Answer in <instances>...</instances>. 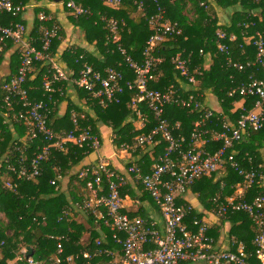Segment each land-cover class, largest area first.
Wrapping results in <instances>:
<instances>
[{"label":"trees","instance_id":"1","mask_svg":"<svg viewBox=\"0 0 264 264\" xmlns=\"http://www.w3.org/2000/svg\"><path fill=\"white\" fill-rule=\"evenodd\" d=\"M13 1L16 6H29L40 4L45 0ZM68 1L70 0L63 2ZM73 1L77 6L84 8L87 13L74 16L70 10L65 7L64 9L70 14L69 20L72 25L84 33L86 42L94 47V51L72 48L63 54L68 69L73 74L72 77L78 78L83 65L88 64L100 72L107 68L116 69L124 74L125 81L134 80L136 75L125 64L118 51V44H114L110 40L106 20L113 19L119 23L121 46L134 61L141 63L142 53L152 35L149 18L157 11L152 0H142L146 6V14L145 16L139 14L140 17L138 18L133 17L137 13L134 0H121L122 6L119 8L108 6L103 0ZM159 2L166 12V19L181 28L182 34L168 37L165 42L158 46L155 55L164 59V62L157 68L158 79L152 82L149 88L163 91L171 85H175L183 97L188 96L189 93L201 96L199 101L206 104L213 112V118L207 122L205 130L213 128L220 130L221 123L224 121L235 123L242 115L253 109L257 99L248 98L244 100L238 94L230 97V93L242 83L248 82L249 77L254 73L258 79H264V75L261 68L250 69L246 73H238L228 69L226 57L218 50L217 33L223 31L229 36L235 35L237 37L235 42H225L229 46L231 57L235 62L241 64L254 62L257 59V48L253 44L254 40L250 38L256 36L257 33L264 36V0H159ZM201 2L206 3L208 8L200 7ZM218 11L227 13V23L221 22ZM41 12L50 17L52 15L47 8L35 9V23L29 32L31 37L37 41V47H40V28L43 26V22L38 18ZM252 12L254 16H250ZM51 18L60 27L56 18ZM251 21L254 23V27L247 28L246 25ZM0 24L3 26L23 24L29 30L24 13L17 15L2 13L0 14ZM46 25L51 27L52 22ZM62 36H64V32L60 27L59 38L54 40L48 53L52 59L56 57ZM10 48H12L11 44L6 47V50ZM178 54L189 60L193 73L196 70L195 76L198 81L196 92H193L195 87L190 88V92H186L187 87H180L178 83L180 76L172 65V59ZM3 56L0 59V65ZM13 56L14 61L17 62L13 66V74H15L20 64L18 50ZM49 68L48 61L38 63L34 71L35 76L32 75L27 80L25 88L28 90L32 101L48 103L50 109L48 126L56 135L69 133L74 129L73 111L78 114L80 127L83 129L90 127L94 135H98V124L111 127L118 148L131 144L137 136L150 134L157 125L155 115L145 108V105H142L141 110L147 117V123L143 129H137L134 125L137 118L129 108V104L136 93L128 91L120 97L119 104H112L107 109H102L91 94L83 89H78L81 97L87 99L88 104L93 108L96 121L89 115L83 114L72 103L68 104L64 114L60 116L59 104L66 100L64 91L69 83L58 82L53 86L56 93L47 94L43 89L41 76ZM38 71L40 72L37 73ZM9 79L10 77L5 81ZM4 82L0 83V159L10 158L16 149L20 148L24 150V155L30 160L37 152L38 146L43 143L39 140L31 144L28 128L18 120L15 111H9L5 102L6 94L2 90ZM208 96L212 100L211 103L207 102ZM15 110L17 111L18 108ZM201 115L202 113L196 109L167 106L163 118L170 126L180 125L176 135L185 139L184 148L188 149L192 143L191 137L195 124L200 120ZM82 116L83 118H81ZM156 140L159 144L155 147L156 156L153 160L151 161L145 156L131 166L139 167L144 174L150 173L158 155L162 154L167 146V143L160 136ZM68 147L66 152L52 151L48 161L43 165L41 176L35 181L29 183L17 181L16 193L5 187L6 170L5 166L0 167V213L3 216V219L0 220V264H9L18 256L22 257V260H18L16 264H29L21 253L28 247L33 250L32 258L35 262L52 264V259L57 254L58 238L60 237L65 238L63 240V258L85 251L94 253L97 249L96 240L98 239L105 241V248L112 251L117 250L121 255L122 248L112 239L110 230L105 227L102 221H97L91 213H86L88 216L87 227L72 219L70 222L67 219L61 221L64 212L69 211L77 215L76 206L89 197L86 182L78 177V173L71 174L89 154L86 150L72 145H68ZM222 147L223 142H211L206 144L204 149L212 154ZM139 151L141 150L137 152ZM230 154L235 155L237 163L243 170L255 171L259 175H264V128L236 143L233 149L229 151ZM219 174H222V178L215 180ZM67 177H70L69 191L75 203H72L66 193L62 191V181ZM240 183H244V178L226 165L224 169L211 177H204L196 181L191 188L200 193L201 200H204L207 208L212 210L214 207L213 200L217 196H222V199L232 196L236 191V186ZM139 186L142 188L141 185ZM123 190L124 188L121 190L122 195H124ZM73 191H78L76 195L80 196L79 199H76ZM143 193L154 202L147 192L143 190ZM258 194L264 196V187L256 184L250 189L246 199L251 201ZM184 203L182 199L178 200L179 205ZM154 204L156 205L155 202ZM156 207L159 209L157 205ZM123 213H125L124 209ZM129 217L131 220L136 219L132 215ZM141 219L150 222L147 219ZM195 219L201 220V216L193 211L184 221V224L191 231L197 230L193 226ZM222 221L230 223V237H235L238 242L244 243L247 251L254 254L253 240L256 232L249 216L245 213H236ZM86 232L88 238L82 240ZM217 236L216 233L215 237ZM2 243H4L3 246H1ZM149 248L152 247L147 249ZM251 261L253 264L256 263L255 259ZM76 264H86V261L81 259Z\"/></svg>","mask_w":264,"mask_h":264},{"label":"built area","instance_id":"2","mask_svg":"<svg viewBox=\"0 0 264 264\" xmlns=\"http://www.w3.org/2000/svg\"><path fill=\"white\" fill-rule=\"evenodd\" d=\"M106 5L113 8L122 6L121 0H103ZM257 1V0H254ZM156 6V13L149 18L152 35L142 53V62L134 61L128 52L121 46L119 23L116 20H106L110 40L118 44V51L125 64L132 70L136 78L125 81L121 71L107 68L103 72L96 71L91 65L84 64L78 78H73L70 71H65L49 57L48 53L54 40L59 38L60 27L52 18L41 12L38 16L43 22L40 28V47L30 35L23 24L3 26L0 24V59L11 44L19 52L20 64L15 74L4 82L2 90L5 92V102L9 111H15L19 121L23 122L29 130V142L34 144L41 141L37 152L29 160L24 150L17 148L10 158L0 159V167L5 166V187L16 193L18 182H33L39 178L43 165L48 161L52 151L66 152L68 145H72L88 154L95 153L97 158L93 164L86 165L78 172V177L86 182L89 197L76 208L80 212L91 213L97 221H102L112 233V239L121 246V255L117 250L105 248L103 239L96 240V251L81 252L63 258V240L58 238L57 254L52 264H76L83 259L86 264H264V196L256 195L248 201L247 195L254 185L264 187V175L255 171H245L237 163L235 155L229 151L236 143L249 137L252 133L264 128V79L256 78V74L249 77V81L242 83L230 93V97L238 94L244 100L256 98L257 101L251 111L242 115L235 123L224 121L221 129L204 128L213 118V112L201 101V96L189 93L183 97L177 86L171 85L166 90H151L149 85L156 81L157 68L164 59L156 57L158 46L168 37L181 35L182 29L166 19V12L160 6L159 0H152ZM62 5L72 12L74 16L85 15L87 11L75 4L73 0ZM137 12L146 14V6L142 0H134ZM28 6H16L13 0H0V14L10 13L17 15L25 13ZM200 7L208 8L204 2ZM254 13L252 12L250 16ZM104 19V18H103ZM105 20V19H104ZM51 27L46 24L51 23ZM247 28L254 27L251 21ZM218 50L226 57V67L238 73H246L250 69L261 68L264 75V36L257 33L250 39L257 48V59L254 62L241 64L231 57V51L226 41L235 42V35H227L223 31L217 33ZM249 42V40H248ZM201 54L203 52L201 51ZM48 61L50 68L41 76L42 86L47 94L56 93L53 87L58 82H68L77 89L87 91L96 100L98 106L107 109L112 104H119L120 97L126 91L136 93L129 104L133 115L137 118L134 125L143 129L147 117L142 113L141 106L145 105L155 115L157 125L150 134L135 137L132 143L122 149L126 152L136 153L144 150L146 146L159 144L156 140L161 137L167 143L164 152L158 155L152 165L150 173L144 174L137 166H129L127 174L123 175L111 168L107 159L101 155V140L94 135L90 127L81 128L78 114L72 112L74 129L69 133L56 135L48 126L50 109L45 101H32L25 88L27 80L33 75L36 65ZM78 62V61H77ZM172 65L178 72L180 87L198 90V81L191 70L189 60L181 54L172 59ZM258 71V70H257ZM176 106L185 109L199 110L202 115L195 124L191 145L184 148L185 139L177 136L180 125L170 126L163 118L165 107ZM15 108H18L16 111ZM83 118V116L81 117ZM211 142H223V147L215 153L207 152L204 147ZM230 166L244 178V183L236 186L232 196L222 199L217 196L214 200L212 213L219 220H227L236 213H245L251 219L256 236L253 240L254 254L247 251L246 245L238 242L235 237H229L228 246L222 250H215L214 241L209 236L210 225L204 220L195 219L191 231L184 224L186 217L193 212L192 206L187 203L178 204V200L190 190L191 186L204 177H211L225 166ZM132 177L143 190L149 194L159 207L164 221V231L160 232L151 222L141 218L131 220L129 215L123 213V197L121 190L127 184V177ZM54 184V183H53ZM72 219V213H63L61 221ZM4 243L1 244L3 246ZM152 247L147 249L148 247ZM154 247V248H153ZM29 264H44L35 262L32 257L26 258L27 250L21 252ZM1 256V248H0ZM107 260H104V259ZM22 260V257H20Z\"/></svg>","mask_w":264,"mask_h":264},{"label":"crops","instance_id":"3","mask_svg":"<svg viewBox=\"0 0 264 264\" xmlns=\"http://www.w3.org/2000/svg\"><path fill=\"white\" fill-rule=\"evenodd\" d=\"M47 8L52 14L51 17L56 18V22L60 25L62 31L64 32V36L61 38V45L57 51L56 57L53 59L57 65L63 68L65 71H69V67L67 62L64 60L63 54L72 48H80L88 51H94V47L89 45L86 42L84 33L81 32L78 28H75L69 20L70 14L66 12L62 3H54L53 1L45 0L40 4H32L29 5L24 13V18L26 20L29 31L33 28L36 18L35 9L37 8ZM228 20H226V23ZM17 49L12 46V48L7 49L4 53V58L2 59V63L0 65V83L7 80L9 77L13 75V66L17 64L14 61V53ZM38 71L37 73H39ZM33 73V77H34ZM66 100L59 104V115H63L68 107L69 103H72L75 107L79 108L83 114L89 115L93 120L96 121V115L93 108L88 104V100L81 97V94L77 88H75L72 84H69L65 91ZM207 102L211 103V98L207 97ZM6 116V115H5ZM136 125V124H135ZM98 136L101 140V155L108 160L112 169L116 172L126 175L127 168L131 166V164L140 161L142 158L147 156L152 161L155 154V146H147L142 151H139L135 154L126 152L121 148H118L115 143V135L111 127L106 125L98 124ZM97 158L95 153H90L84 160L81 162L80 166L74 169L71 174L78 173L84 166L93 164ZM70 174V175H71ZM222 174H219L215 180H219L222 178ZM62 191L66 193L67 197L75 203V200H72V195L70 190V177L65 178L62 181ZM77 190V189H76ZM76 199H79V195H76V192L73 191ZM124 195H122L124 203V212L127 215H132L135 218H144L153 223L156 229L160 232L164 231V221L162 219L161 213L159 209L156 207L154 202L143 193L142 188L135 182L132 177H127V184L123 190ZM183 202L192 206L193 211L197 213V215L201 216V219L206 221L210 225V236L214 241V249L222 250L228 246L229 237H230V223L217 219L212 210L207 208L204 200H201L200 193L194 191L191 188L184 196L181 198ZM206 199V197H204ZM80 212V211H78ZM79 214V213H77ZM77 215L75 213L72 214V220L77 222L78 224H82L78 222L74 218ZM85 225V224H83ZM86 226V225H85ZM216 233L218 234L217 237ZM82 240H86L83 237ZM20 260V256H18L14 261L9 262V264H16V262Z\"/></svg>","mask_w":264,"mask_h":264},{"label":"rangeland","instance_id":"4","mask_svg":"<svg viewBox=\"0 0 264 264\" xmlns=\"http://www.w3.org/2000/svg\"><path fill=\"white\" fill-rule=\"evenodd\" d=\"M218 13H219V17L221 18V22H226V18L228 17V15H227V13L226 12H224V11H218ZM133 17H135V18H138V17H140V15H139V13L137 12L136 14H134L133 15ZM236 107H238V106H236ZM136 126H138L137 124H136ZM79 214H77V216L76 217H74V218H77L76 220L78 221V222H80V223H82V224H85L86 225V227L88 226V216L86 215V213L85 212H78ZM76 215V214H75ZM1 219H3V216H2V214L0 213V220ZM84 238H88V233L86 232V234L84 235Z\"/></svg>","mask_w":264,"mask_h":264},{"label":"water","instance_id":"5","mask_svg":"<svg viewBox=\"0 0 264 264\" xmlns=\"http://www.w3.org/2000/svg\"><path fill=\"white\" fill-rule=\"evenodd\" d=\"M54 3H57V4H59V3H62L64 0H52ZM33 256V250H32V248H30V247H28L27 248V253H26V258L28 259V258H30V257H32Z\"/></svg>","mask_w":264,"mask_h":264}]
</instances>
